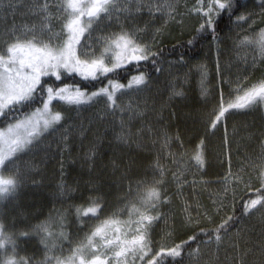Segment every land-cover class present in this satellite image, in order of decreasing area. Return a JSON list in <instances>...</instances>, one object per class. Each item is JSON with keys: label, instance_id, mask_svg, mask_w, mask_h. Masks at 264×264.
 Wrapping results in <instances>:
<instances>
[{"label": "trees", "instance_id": "16d2710c", "mask_svg": "<svg viewBox=\"0 0 264 264\" xmlns=\"http://www.w3.org/2000/svg\"><path fill=\"white\" fill-rule=\"evenodd\" d=\"M58 1L66 3V6L69 3V0ZM241 2L244 3L245 0ZM253 8L255 4L251 8L240 9L237 15ZM19 10L21 8H17L16 13ZM0 14V41L4 42L1 45H6L8 36L3 34L1 26L2 23L14 24V21L10 23L9 18L2 17L4 13L1 10ZM15 15L17 14L13 16ZM8 16L13 17L11 14ZM67 22L68 19L64 18L60 24L66 25ZM232 25L235 24L224 28L219 42L202 38L197 32L200 27L198 25L184 36L156 46L151 52L159 53L157 67L162 69L159 73L152 69L151 62H142L140 72L130 71L127 75L123 72L115 73L109 75L102 83L91 79L85 81L80 76L65 78L63 83H56L57 88H65L63 95L66 99L50 104V113L60 111L61 115L68 117L67 123L58 128V132L83 121L82 126L86 130L83 135L89 136L90 128L94 125L91 124L90 128L88 126L92 120L93 105H97L105 120L103 125L96 126L98 136L95 142L93 140L87 143L86 137L83 141L79 139L74 144L71 143L73 146H69L73 152L78 150L77 146L95 151L91 167L89 163H82V168L77 164H69L68 161H64L60 166L58 155L63 153L60 152L62 149L54 150L52 147L63 146L64 143L58 142L60 139L56 132L51 134V139L47 133H42L40 140L50 145L47 150L48 160L43 159L47 155L46 151L38 153L40 150H35L36 153L32 157L29 155L33 167L31 176L24 179L21 186L0 204V224L4 225L2 230L5 235L12 236L18 245L16 258L33 256L34 261L40 264H56L57 258L64 264H80L81 260L84 264H91L96 257L105 264H148L155 253L163 249L165 243L168 244L167 249H163L166 252L197 232L211 230V239L206 235L200 236L195 243L179 250L181 256L175 258V264H185L188 256L196 252L202 244L216 240V229L229 217H234L235 223L221 230L219 236L222 238L237 230L247 215L244 213L242 200L251 203V200L264 195L257 193V189L264 186V180L259 183L256 181L252 188L243 192L239 187L234 189V194L228 192L232 196L227 194L228 204L223 213H220V218L213 215V208L209 203L212 197L206 198L205 193L193 194L188 189L193 179L198 183H209L210 188L215 189L212 187V181H220L226 176L228 164L233 168L237 164L234 149L239 147V151H242L245 148L242 140L236 144L233 137L228 138L229 145L222 147L223 136L209 134L206 167L197 168L195 161H190L195 145L205 135L204 120L219 100L217 64L219 63L223 71L224 80L231 74L228 63L230 45L221 41ZM207 35L203 33V36ZM194 37L198 42L194 47H189L187 42ZM242 37L243 35H238L239 40ZM181 56L183 62H179ZM146 72L151 73L147 86L130 84L133 76ZM202 73L207 74L206 80ZM109 80L113 82L109 91L115 92V109L107 102V97H92L89 100L91 94L106 87ZM173 87L182 91L183 95L173 97ZM214 88L215 92L210 91L207 99H204L202 89ZM77 89L87 95L80 96ZM224 89L225 86L223 91ZM36 107L43 106L33 105L32 110ZM28 115H31V112ZM25 118L20 116V119ZM15 123L16 121H11V124ZM8 127L9 122L5 121L0 125V131ZM72 131L73 128L68 130V134ZM121 136L123 139H120ZM240 153L237 154L238 158H241ZM227 158L235 165L232 166ZM175 161L179 165L192 167L194 174L190 175L188 171L178 173L177 168H174ZM15 166L14 161L0 173H6V179H9ZM9 168L12 171H9ZM171 170L178 173L179 182L171 176ZM61 183L66 187L63 194L58 188ZM152 190L161 193L159 200L162 203L148 201V194ZM90 198L95 199L103 210L95 214L89 213L84 220L78 219L74 205L83 204L86 208L88 205L85 202ZM220 202L221 199H216L214 203ZM201 208H207L208 213L212 214L211 221L192 224L195 211ZM141 214L162 215V218L152 225L147 238L150 242L143 246V251L140 245L130 243L134 236L142 234L138 231L142 225L136 223ZM81 215L83 216V209ZM98 228L101 229L100 235L93 237V232ZM21 233H28V236L17 239ZM89 237H92L91 242ZM117 237L119 244L107 245L108 240L115 241ZM6 248L8 254L12 255V246L7 245ZM122 249L123 254L117 258L115 253ZM73 256L74 261L70 259ZM168 259L169 264H173L172 258Z\"/></svg>", "mask_w": 264, "mask_h": 264}, {"label": "rangeland", "instance_id": "374dc122", "mask_svg": "<svg viewBox=\"0 0 264 264\" xmlns=\"http://www.w3.org/2000/svg\"><path fill=\"white\" fill-rule=\"evenodd\" d=\"M69 2L76 3L86 12L93 0H69ZM247 2V8H251L255 4V8L251 10L255 13L251 17L252 22H241L239 26L232 25L228 34L221 41L230 45V47L228 46L230 51L228 63L231 74L225 81L230 80L232 82L226 83L223 91L229 103L243 102L240 98L253 86L259 87L260 83L264 81V49H262L260 42V33L261 30H264V16L259 14L261 11L257 6L259 0H247ZM44 3L45 0H0V10L4 13L2 17L9 18L10 23L14 21V24L2 23L3 34L7 35L8 39L9 33H12L14 37L23 38L27 36V39L31 40L32 35L27 30L32 29L45 43L48 42L49 37H53V43L66 41L69 33L60 22L71 16L68 20L70 21L75 18L74 15L67 8L66 3L63 4L58 0H47L49 5L47 12L37 14L38 8ZM196 3L197 0H110L108 15L101 14V17L94 18L91 24L85 17L82 19L79 25V27L84 28V35L81 36L82 43L95 45V47L78 49V55L80 51H96L97 56L104 53L105 59L110 56L114 60L116 56L114 53L117 50L108 48L107 42L97 43V40L101 37L111 40L114 34L119 35L122 30L135 31L139 36L138 42L148 44L150 51H152L154 47L164 42L190 33L203 22L194 13L189 14ZM17 8H21L18 13H16ZM9 14L17 15L9 17ZM15 17L17 18L13 19ZM238 35H243V37L239 40ZM1 44L4 42L1 43L0 41ZM223 47L225 48V46ZM79 58L82 61L85 59L83 55H80ZM110 64L106 63L105 65ZM2 71L0 68V73ZM64 97L66 99V96ZM93 99H97V97ZM50 109L47 110V113H50ZM91 110L93 112L91 114L92 120L88 126L90 128L91 124L94 125L90 128L89 136L83 135L86 132L82 126L83 121L69 125L71 129L73 128V136H71L72 132L68 134V129L65 128L61 132L55 131L56 136L60 139L58 142L64 143L63 146L52 147L54 150L62 149L60 151L63 152L62 154L57 151L60 166L64 161H68L67 163L72 165L77 164L82 168L84 167L82 163H89L90 167L93 164L92 159L89 158L93 154L92 149L88 151L89 148H84V146H77L76 152L69 149V146L79 139V141H83L87 137V143L96 141L98 136L96 126L103 125L105 116L100 115L101 112L97 105H93ZM47 113L39 112L32 115L33 123L40 121L42 128L43 120L51 118ZM240 116L242 117L240 118ZM0 133H3L0 135V152H6L10 140L16 138V132L14 130L9 133L6 129ZM62 133L67 136L66 143ZM215 134L222 135L223 138L225 135L227 138L233 137L236 144L242 140L245 148L242 151H239V147L234 149L236 165L227 158V161H230L229 163L235 167L233 168L228 164L226 176L220 181H212V187L215 189H211L209 183H198L194 179L188 189L193 194L205 193L206 198L212 197L213 199L209 200V203L213 208V215L220 218V213H223V209L228 204V192L234 194L233 191L237 187L243 192L245 189L252 188L256 181L258 183L262 181L261 177L264 176V101L258 99L244 109L232 110L226 121L220 124ZM74 136L77 137L73 138ZM49 138L51 139L52 135H49ZM48 149H50L49 143L40 140L37 146L31 147L30 150L26 149L25 153H17L20 159L15 160L16 166L13 171L21 170L24 179L30 177L33 167L32 162L29 161V155L32 157L37 150H40L38 153L46 151L45 154L47 155L43 159L48 160ZM65 149L70 151L67 152ZM95 153L94 151V155ZM238 153H240L241 158L237 157ZM174 168H177L180 174L187 171L190 175L194 174L192 167L185 164L179 165L177 161L174 163ZM178 173L172 171L171 176H174L175 180L179 182ZM0 177L6 179L7 175L0 173ZM60 185L65 186L64 183ZM12 194L0 198V204ZM232 194L228 195L232 196ZM216 199H221L222 202L220 204L214 203ZM195 212L192 224L198 225L211 221L212 214H209L205 209L201 208ZM165 245L162 246L163 249H167L168 244L165 243ZM241 262L243 264H264V205L258 204L252 208L240 222L237 230L225 235L219 242L214 240L202 244L196 252L188 256L185 264H241Z\"/></svg>", "mask_w": 264, "mask_h": 264}, {"label": "snow or ice", "instance_id": "6c2138e0", "mask_svg": "<svg viewBox=\"0 0 264 264\" xmlns=\"http://www.w3.org/2000/svg\"><path fill=\"white\" fill-rule=\"evenodd\" d=\"M261 11L260 15L264 16V0H259L257 5ZM49 5L47 0L41 5L37 14L47 12ZM63 7V5H61ZM67 8L71 10L74 15V19L70 20L66 25L67 31L69 33L68 39L66 41L53 43V37L48 38V42L45 43L38 35L35 34L34 30L28 29L27 31L31 33L32 39H27V36L14 37L12 33H9V39L6 45H0V68H2V73H0V125L5 121L9 122L8 132L12 133L14 130L16 132V138L10 140L8 143V148L6 152H0V171L4 168H8L12 165L15 160L20 159L17 153H25V150H30L31 147H35L39 144L40 138H42V133H47L51 135L58 128L63 127L68 120L66 115H61L60 111H57L54 115L47 113L50 104H54L57 100H64L63 95L65 88H57L56 83H63L65 78H71L75 76H80L82 80L92 81H102L108 79L109 75L123 72L125 75L130 71H141V63L151 62L152 69L159 73L162 71L161 68L157 67L158 64V52H151L150 46L146 43H140L139 36L135 31H121L119 35L113 36L111 40L107 38H98L97 43L107 42L108 48H114L116 51L115 59L113 60L110 56L105 59L104 53L100 56L96 55V51H80L78 55V49L93 48L95 45H85L82 43L81 36L84 35V28L79 27L82 19L87 16L89 23L94 18L101 17V14H109V0H94L91 7H88L86 12L83 8L79 7L76 3L69 2ZM247 9V2L244 3L241 0H197L193 9L190 10L189 14L197 15L203 22L200 24L197 32L201 34L202 38H210L214 42H219L221 33L224 28L228 27L229 24H235L239 26L241 22H247L251 19L254 12L247 11L246 13H241L237 15L240 9ZM235 16V20L233 17ZM203 33H207V36H203ZM59 40V38H57ZM198 41L194 37L189 40L188 46L194 47ZM261 47L264 49V30L260 33ZM107 51V49H105ZM219 51V49L217 50ZM83 55L85 59L82 61L79 56ZM95 57V58H93ZM126 62V63H125ZM183 62V56L180 57V61ZM106 63H111V67H106ZM217 74L219 76V100L216 101L214 106L208 112L207 119L204 120L205 125V135L200 138L199 142L195 145L193 151L194 155L190 157V161H195V166L197 168H204L207 165L206 154L208 152V138L210 135H215L216 130L219 128L223 121H226L228 115L232 110L244 109L249 104L255 102L256 100L264 101V81H262L259 87L253 86L249 89L245 95L240 98L243 102L229 103L225 94L223 92V87L226 83H231L232 81H225L223 78V71L217 64ZM151 73H142L139 76H133L130 84L134 83L136 85L147 86L148 78H150ZM204 79H207V74L202 73ZM113 82L109 80L106 87H102L98 92H93L89 100L92 97H107V102H110L111 107L115 109L116 104L113 99L115 92H110L109 89L112 88ZM179 84V81H177ZM246 86V85H245ZM68 87V86H65ZM80 96L87 95L86 92H79ZM215 92L214 89H202V96L207 99L209 92ZM173 97H181L183 95L182 91H177L175 87L172 89ZM215 100V95H213ZM79 102V101H78ZM33 105H42L43 107H36L32 110ZM227 105V106H225ZM31 112V115L28 113ZM44 112L47 113L51 118L43 120V126L41 128L40 121L33 123L32 115L36 113ZM20 116H25V119H20ZM11 121H16L13 125ZM31 129V130H29ZM71 131V127L68 129ZM3 135V133H0ZM64 137L65 143L67 142V136L65 133L61 134ZM123 139V136L120 137ZM230 141L225 135L222 147L224 145H229ZM90 159H94V151ZM12 171L11 168L8 169ZM61 173H64L63 166L61 167ZM264 180V176L261 177ZM24 180V174L21 170L12 171V177L9 179H4L0 177V198L14 193L18 187L21 186ZM61 194L66 191L64 185L58 186ZM257 193H264V186L257 189ZM161 193L152 190L148 194V201L155 200L159 203ZM72 198V197H70ZM147 202V201H146ZM88 206L85 208L83 204L74 205L76 209L77 218L84 220L88 217L89 213L95 214L103 209L99 204H97L95 199H89L85 202ZM244 213H249L252 208L256 205H264V195H260L258 199L251 200V203L244 202ZM83 209V216L81 211ZM205 211H208L205 208ZM162 215L158 216H148L140 215V219L136 222L142 225L138 230L142 234L139 236H134L130 241L132 245H140L141 251H143V246L149 243L148 236L152 230V225L156 223ZM214 222V221H213ZM235 223L234 217H229L219 225L216 229L217 235L216 240L219 242L221 237L219 232L226 228L232 226ZM4 225L0 224V264H40V262H35L33 256L19 257L16 248L18 245L12 236L5 235L3 232ZM119 229H117V232ZM101 233V229H96L92 236H98ZM208 236L211 239V230L205 232H197L194 235L188 237L186 241L181 244H177L174 248L164 251L163 249L156 252L153 259L148 262V264H169V257L172 258L173 264H175V258L181 256L180 249L195 243L200 236ZM28 233H21L19 238H26ZM91 242L92 237L88 238ZM119 237L115 241L108 240L107 245L119 244ZM7 245L12 246V255L8 254ZM123 249L115 253L116 257L119 258L123 254ZM146 258V257H144ZM142 258V259H144ZM73 261L75 256L71 257ZM56 264H64L58 258L56 259ZM80 264H84L81 260ZM91 264H105L103 260L96 257ZM243 264V262H241Z\"/></svg>", "mask_w": 264, "mask_h": 264}]
</instances>
